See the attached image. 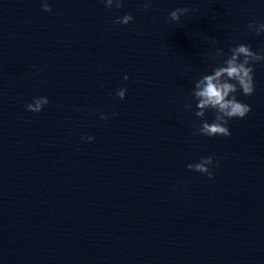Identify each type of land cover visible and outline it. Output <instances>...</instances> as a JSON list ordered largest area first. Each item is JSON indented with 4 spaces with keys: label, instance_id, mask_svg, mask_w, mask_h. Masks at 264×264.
I'll use <instances>...</instances> for the list:
<instances>
[{
    "label": "clouds",
    "instance_id": "1",
    "mask_svg": "<svg viewBox=\"0 0 264 264\" xmlns=\"http://www.w3.org/2000/svg\"><path fill=\"white\" fill-rule=\"evenodd\" d=\"M106 8L111 9L113 6L117 9L123 7V0H101ZM151 6V0H143L142 8L147 11ZM42 10L51 12L52 8L48 0H42ZM192 9L187 7L176 8L169 12L170 21L179 23L182 16H186ZM134 17L130 13H126L122 17H117L113 24L127 25L133 22ZM249 32L256 35L264 34V22L252 20L248 23ZM218 41L212 40V44L216 45ZM215 66H210V74L203 75L195 82L194 89L191 92L192 97L196 101L195 115L201 120L199 127L193 132V135H202L207 137L231 136L228 127L229 121L232 119H243L251 111V106L241 102L237 98V93L244 96H252L255 91L254 83V65L257 62H264V50L261 52L253 51L250 45L237 44L229 48V52L225 53L221 48H214L211 56ZM220 62L216 64L215 62ZM125 80L128 79L126 75ZM127 89L121 88L116 91V96L123 100L126 96ZM49 103L47 97H34L33 101L26 105L28 111L39 113ZM186 109H191L192 105H185ZM208 111L214 113V119L209 123L205 119ZM100 119L107 120L106 115H101ZM93 137H87L89 142L93 141ZM214 164V157H202L199 162L190 163L187 168L201 174L207 175L210 179L213 177L211 166ZM218 167V165H216Z\"/></svg>",
    "mask_w": 264,
    "mask_h": 264
}]
</instances>
